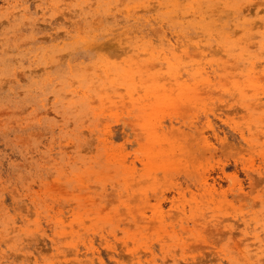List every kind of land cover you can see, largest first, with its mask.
<instances>
[{"label": "rangeland", "instance_id": "rangeland-1", "mask_svg": "<svg viewBox=\"0 0 264 264\" xmlns=\"http://www.w3.org/2000/svg\"><path fill=\"white\" fill-rule=\"evenodd\" d=\"M0 264H264V0H0Z\"/></svg>", "mask_w": 264, "mask_h": 264}]
</instances>
